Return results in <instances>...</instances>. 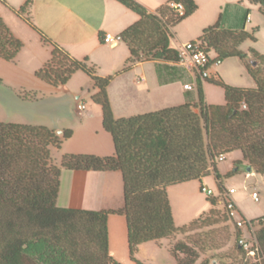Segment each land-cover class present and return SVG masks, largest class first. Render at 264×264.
<instances>
[{"label":"trees","instance_id":"16d2710c","mask_svg":"<svg viewBox=\"0 0 264 264\" xmlns=\"http://www.w3.org/2000/svg\"><path fill=\"white\" fill-rule=\"evenodd\" d=\"M114 1L138 16L120 34L129 52L125 69L140 62L178 64V51L169 45L171 29L195 12L193 0H168L154 12L134 0ZM29 2L16 12L18 16ZM249 2L258 5L264 17V0ZM172 4H180L182 14ZM220 20L219 17L206 28L197 41L220 62L235 57L244 64L246 55L238 47L245 41L254 42V37L242 29H224ZM24 21L50 47V58L34 73L35 78L57 88L64 86L74 73L85 74L96 89L91 101L101 108L102 128L112 139L114 154L64 155L57 167L48 164V148H58L71 136L70 130L56 136L43 126L0 123V264H117L108 255L106 219L110 214L124 217L128 255L133 260L138 246L189 231L203 214L176 228L167 187L200 181L210 174L219 181L217 159L232 152H240L250 172L264 176V161L260 160L264 157V137L261 141L259 135H245L246 128L259 124L264 109V80L246 64L253 88L231 87L210 78L200 82L196 78L195 103L115 119L106 91L112 78L97 76L86 58H72L28 20ZM21 48L22 42L0 18V58L10 62ZM250 53L264 60V56ZM205 82L223 90L224 105L204 102L201 84ZM240 104L246 109L239 110ZM62 169L119 172L122 207L116 211L57 207ZM224 192L218 183L217 195L208 196L206 201L210 208H217L231 219L224 208ZM256 226L255 237L264 256V221ZM173 251L187 255L190 252V261L182 264L194 263L195 255L186 245L178 243Z\"/></svg>","mask_w":264,"mask_h":264},{"label":"crops","instance_id":"0c3cea01","mask_svg":"<svg viewBox=\"0 0 264 264\" xmlns=\"http://www.w3.org/2000/svg\"><path fill=\"white\" fill-rule=\"evenodd\" d=\"M26 1L28 0H0V18L13 36L22 42V48L12 61L6 62L0 58L4 62L2 63L3 68L5 64V71L0 74V83L2 82L3 85L10 87L8 89L10 92H13L14 89L22 85L20 84L22 80L33 77L41 84H34V87L44 97L52 98V100L57 102L58 106H53L54 108H63L66 116L71 117L72 126L69 124L65 125V116L61 112L51 118V126H45L54 132L71 131V136L63 140L58 148L53 147L50 149V157L55 166L58 167L60 165L61 158L64 155L112 156L114 154L113 143L110 135L102 128L100 106L91 101L93 107L88 109V111L84 110L85 114L84 111L80 113L76 111V103L81 102V99L84 97L77 100V95L82 91H86L91 100V97L96 93V89L93 88L90 79L85 74L78 71L71 76L64 86L57 88H53L35 78L34 73L50 58V47L40 40L38 33L25 23V19L51 43L62 48L72 58L77 60L86 58L88 64L94 67L97 76L112 78L106 91L115 119L128 118L162 109L157 108L159 101L165 103L164 108L192 104L197 101V99L192 100L190 98V91L183 89V85L187 83L192 84V80H188L190 74L185 68L171 63L140 62L125 69L126 61L129 57L126 44L122 41L113 44L103 43L102 39L105 34L120 36L126 28L138 20V16L134 12L126 9L116 1L29 0L30 2L26 10L20 12L18 16L16 12L21 9ZM134 1L143 6L148 12H154L168 0ZM193 1L197 6L195 12L171 29L172 37L169 45L176 51L180 50L182 44L198 40L202 32L214 25L219 17L221 18V24L222 15L220 12L224 6L233 8L234 16L239 14L237 20L235 17L233 24H229L228 26L221 24V27L224 29H242L254 37V27L258 25L257 13L264 20L259 6L250 4L249 0ZM205 5L207 6L204 9L208 7L209 9L205 10L204 17L203 15H199V12ZM229 16L232 15L230 14ZM238 20H241V22L239 23ZM179 26H182V29L179 30ZM171 41H177L179 46L175 47ZM245 42L241 43L238 47L242 53H244L242 48ZM249 52L247 51V54H244L248 57ZM254 52L264 56L256 51ZM209 56L210 58H214L215 54L211 52ZM228 59H237L244 65L238 58L232 57ZM218 68L219 65L210 66V79L222 81ZM78 74L85 76L87 81L73 82V78L78 76ZM201 85L203 97L204 87L206 85L214 86L206 82ZM253 87L251 86V88ZM247 88H250V86H247ZM12 96L14 95L12 94ZM204 102L206 103L205 97ZM27 125L35 126L34 124ZM229 154H226L224 159ZM216 170L220 175L219 181L214 179L213 174L210 175L217 190L218 183L223 187L222 179L231 175L228 170H221L217 166ZM233 171L235 172L236 168H233ZM210 175L201 178L200 181L210 178ZM250 175L259 176L254 173H250ZM190 182L195 181L167 187L168 200L174 194L185 198L186 190L189 188L187 184ZM233 201L238 206L237 200L233 198ZM122 204V178L119 172L61 170L56 198L57 207L84 211H116L122 207ZM122 222L125 225V219L122 215L110 214L106 219L108 255L111 243L110 229L121 228ZM123 234L125 236L124 248H126V225L125 233L123 232ZM118 240L119 243L117 241L113 245L119 246L121 254L123 244L121 243L120 236ZM140 246H138V249Z\"/></svg>","mask_w":264,"mask_h":264},{"label":"rangeland","instance_id":"374dc122","mask_svg":"<svg viewBox=\"0 0 264 264\" xmlns=\"http://www.w3.org/2000/svg\"><path fill=\"white\" fill-rule=\"evenodd\" d=\"M205 5L199 15L205 17L207 9H204ZM233 8L230 6H224L220 14L222 15L223 26L233 24L239 17L233 14ZM232 16H229V15ZM198 15V14H197ZM244 16V14H243ZM195 17V16H193ZM258 25L254 27L255 43L245 42L243 45V52L256 51L264 55V20L257 13L256 15ZM194 19V18H191ZM240 23L241 20H238ZM182 26H179V30ZM197 41V40H196ZM175 47L179 46L177 41H171ZM250 53V52H249ZM247 54V53H246ZM0 74L5 71V64L0 60ZM252 71L264 80V60L254 57L251 53L246 56L244 61ZM11 70V68H10ZM219 75H221L222 81L231 87L247 88V86L253 87V82L247 74L244 65H242L237 59H225L219 64ZM225 70V71H224ZM13 71V69H12ZM8 72V71H7ZM189 81L192 80V90H190L189 96L192 100L197 99V89L195 87V80L192 75H189ZM187 79V78H186ZM73 82L87 81L85 76L78 74L72 80ZM37 82L33 77L24 79L17 89L13 92L5 85L0 83V123H12V124H34L35 126L49 127L51 126V118L60 113L65 116V125L72 126L71 117L66 116L63 108L57 109L53 106H58L57 102L52 98L44 97L38 89L34 87ZM41 85V84H39ZM7 87V88H6ZM40 92V93H39ZM12 94L14 96H12ZM16 97V98H15ZM204 97L207 104L216 106L224 104V93L220 87L205 86ZM81 103L84 104L85 110L91 109L92 104L89 99V94L84 95L81 99ZM164 102L159 101L157 108H164ZM159 109V110H162ZM246 107L240 104L239 110H244ZM63 111V112H62ZM158 111V110H157ZM155 112V111H153ZM150 113V112H149ZM85 114V111H84ZM83 114V115H84ZM77 120V119H76ZM77 122V121H76ZM67 123V124H66ZM245 135L251 137L252 135H259V139L262 141L264 137V109L262 110L259 124L254 127L246 128ZM49 147V161L48 164L54 165L52 158L50 157ZM264 161V157L260 158ZM248 162L242 160L240 152H233L227 155L222 162H217L216 166L221 170H228L230 177L222 179L223 188L226 191L230 189L234 190L231 195L232 198L238 202V211L241 216L248 221H255L264 217V176H250L246 178ZM55 166V165H54ZM236 168V171H233ZM252 173V172H250ZM188 190H186L185 198L174 194L169 197L170 209L173 217L174 226L179 228L192 220L199 217V221L189 231H181L171 236L160 240L158 242H148L140 246L138 252L134 255L133 260L130 259L127 247L125 246V225L123 222L121 228L110 229V249L109 256L117 264H182L190 261L189 255L174 252L173 247L182 243L186 245L190 251L195 255V261L193 264H249L244 261L243 255L238 250V239L240 231L231 219L218 210L215 207H209L207 200V194L200 192V187L204 186L212 190L213 195L217 194V190L210 175V178L202 179L201 181L190 182ZM255 189L258 193L259 201L254 202L251 198V192ZM117 215V214H115ZM118 219V218H117ZM240 216L234 214L233 220L238 221ZM121 220V219H120ZM119 220V221H120ZM123 221V220H121ZM244 237H247V232L241 230ZM255 231L254 234H256ZM119 236L121 237L122 249L120 254L119 246H114L113 243H119ZM115 238V240H114ZM124 241V243H123ZM111 254V255H110ZM262 264H264V256L262 255Z\"/></svg>","mask_w":264,"mask_h":264},{"label":"built area","instance_id":"2783aa9c","mask_svg":"<svg viewBox=\"0 0 264 264\" xmlns=\"http://www.w3.org/2000/svg\"><path fill=\"white\" fill-rule=\"evenodd\" d=\"M171 7L175 9L178 14H182V6L180 4H172ZM103 43L113 44L121 41L120 36H111L109 34H105L102 39ZM178 65L185 68L190 75L193 76L194 80L198 78L200 82H203L206 79L210 78L209 68L210 66H217L220 64V61L216 58H210L209 54L202 48L199 41L187 42L181 45L180 50L178 51ZM183 89L186 91L192 90V84L187 83L183 85ZM85 110V106L81 102L76 103V111L78 113ZM224 160V156H220L217 159V162H222ZM250 172L246 174V178L250 177ZM200 192L207 194V196H214L212 190L201 186ZM234 193L233 189L224 192L223 201L224 208L228 212V215L233 220L234 214H238L240 219L238 221H234V224L240 231V236L238 239V248L241 249L242 255L244 257L245 262H249V264H262V253L260 247L257 243L255 237V231L257 228V223L259 221H264V218H259L255 221H248L244 219L238 211V208L233 201L232 194ZM217 195V194H216ZM215 195V196H216ZM251 198L254 202L259 201L258 193L253 189L251 192ZM241 230L247 232V237H244Z\"/></svg>","mask_w":264,"mask_h":264},{"label":"water","instance_id":"95a60500","mask_svg":"<svg viewBox=\"0 0 264 264\" xmlns=\"http://www.w3.org/2000/svg\"><path fill=\"white\" fill-rule=\"evenodd\" d=\"M85 94H86V91H82L79 95H77L76 99L78 100V99L82 98ZM54 133L56 136L62 135V131H55ZM247 171L250 172V169L247 168Z\"/></svg>","mask_w":264,"mask_h":264}]
</instances>
